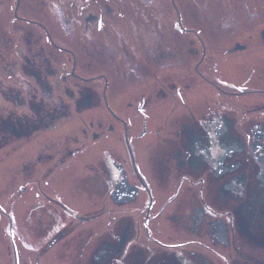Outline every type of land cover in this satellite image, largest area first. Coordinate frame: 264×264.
<instances>
[{"label":"flooded vegetation","instance_id":"1","mask_svg":"<svg viewBox=\"0 0 264 264\" xmlns=\"http://www.w3.org/2000/svg\"><path fill=\"white\" fill-rule=\"evenodd\" d=\"M65 1L0 0V264H264V9Z\"/></svg>","mask_w":264,"mask_h":264},{"label":"rangeland","instance_id":"2","mask_svg":"<svg viewBox=\"0 0 264 264\" xmlns=\"http://www.w3.org/2000/svg\"><path fill=\"white\" fill-rule=\"evenodd\" d=\"M160 2V0L158 1V3ZM62 4H65V7L63 8V6L61 7V15L65 16L69 15L68 14V9H70L69 2L62 0ZM176 4L179 6V8L184 9V10H213V9H218V8H232V9H252V10H256V11H261L264 9V0H176ZM72 7V6H71ZM117 7V6H116ZM199 15V14H198ZM195 16L193 17H189L192 18L194 20L197 21L198 18L200 19H204V22H208L206 24L211 23L210 20H212L211 16H206V14L204 13L203 16ZM209 15V14H207ZM122 16H116L114 19H117L118 22L121 26H126V24H135L136 22L133 21V18L130 16H124V19H122ZM173 23H175V20H177V16L173 15L172 18ZM108 24H111V22L108 20ZM193 24H197V22L193 21V20H189V25H193ZM150 34L152 35V32H144V31H131L128 32L127 30H125L124 28V32H116L115 30L112 31L111 28H108V33L107 35L110 37V40L113 41H117L119 40L120 42H124L123 45H121V47L119 48L117 55V60L114 62V64H98V65H88V66H84L81 65V69L83 71H87L88 75H98L101 73H106L109 74V80L111 82V84H114L118 81H121V79H118L115 75V72L118 71V69L120 71H122V73L126 76V71L125 69L127 68V64L126 61L124 60V57L127 58H142L143 57V53H147L151 56V52L149 50V45L147 43L148 41V36H150ZM63 35V34H62ZM66 39V38H65ZM67 40V39H66ZM145 43L147 45V47L145 46ZM144 46V47H143ZM13 55V54H12ZM11 55V56H12ZM115 55V56H116ZM106 57V56H105ZM9 58V57H8ZM126 58V59H127ZM10 59V58H9ZM124 60V61H123ZM16 61L17 58H16ZM197 61V60H196ZM145 66L148 67V64L146 61H141ZM182 62L178 61L177 64H180ZM121 63V64H120ZM174 63V62H173ZM63 61L62 59V63L58 65V72L59 73H63V75L61 77H58L56 75L51 76L50 78L47 79V82L49 83V86H51L53 88V95L57 98V99H62L63 98V94L65 89H73L74 86H76V83L78 81H75L73 79H69V76H65L64 75V70H66L65 72H70L72 65L71 64H67ZM52 67V66H51ZM88 67H91V69L89 70ZM119 67V68H118ZM54 68V67H53ZM122 68V69H121ZM124 70V71H123ZM170 71H174V73H181L180 71H177L176 68H173ZM150 74H147V76H149ZM27 77V76H26ZM172 79H175L172 78ZM180 78H178L177 80H179ZM146 81L145 79H142V81ZM29 84L31 86H34V88H36L35 86V82L31 81V77L28 78ZM149 81V80H148ZM144 85L146 84H141V87H144ZM56 89H58V93H56ZM23 100H25L23 98ZM3 102H0V104ZM26 103L28 104V102L26 101ZM2 109H5V105H2ZM84 118L82 120V122L78 123V124H73V126L69 125H64V124H58V128L59 131L58 132H54L49 134V136H56L58 133L60 134H66L70 131H73L72 134L75 135L77 134H81V130L86 128V117L83 114ZM82 116V117H83ZM89 153H91L90 151H88ZM0 182H4V178L0 176ZM1 185V183H0ZM14 199V198H12ZM27 199V196H25L24 198H22L21 201ZM20 201V202H21ZM20 202L17 203L16 205H20Z\"/></svg>","mask_w":264,"mask_h":264}]
</instances>
